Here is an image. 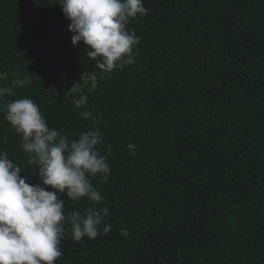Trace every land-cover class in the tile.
<instances>
[{
    "label": "trees",
    "instance_id": "1",
    "mask_svg": "<svg viewBox=\"0 0 264 264\" xmlns=\"http://www.w3.org/2000/svg\"><path fill=\"white\" fill-rule=\"evenodd\" d=\"M143 3L139 44L107 72L58 0H0V106L30 97L70 139L99 131L111 167L90 177L111 231L74 242L66 222L54 264H264V0ZM0 150L40 183L2 111ZM58 195L66 216L93 206Z\"/></svg>",
    "mask_w": 264,
    "mask_h": 264
},
{
    "label": "clouds",
    "instance_id": "2",
    "mask_svg": "<svg viewBox=\"0 0 264 264\" xmlns=\"http://www.w3.org/2000/svg\"><path fill=\"white\" fill-rule=\"evenodd\" d=\"M58 4L70 20L72 45L83 41L87 56L93 60L100 57L97 66L107 72L139 44V37L126 25L148 12L143 0H58ZM12 83L24 86L31 81L25 77ZM5 94L14 95L13 88L0 87V100ZM72 103L80 108L86 105L87 96L74 97ZM0 111L21 134V147L29 155L28 163L34 165L33 169L38 167L40 179L38 184L26 183L28 177L21 175V166L0 150V264H54L63 255L61 242L66 222L71 225L74 242L84 237L94 240L101 233H109V208L100 206L104 198L90 179L100 175L107 183L111 174L107 155L96 147L103 143L100 132H82L78 138L70 139L49 127L30 97L5 101ZM80 115L88 118L91 114L83 111ZM127 147L135 151V145ZM107 153H111L110 146ZM58 193H66L75 202L86 199L93 206L83 213L73 210L66 216L65 201ZM123 234L126 236L127 232Z\"/></svg>",
    "mask_w": 264,
    "mask_h": 264
}]
</instances>
